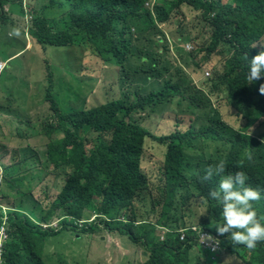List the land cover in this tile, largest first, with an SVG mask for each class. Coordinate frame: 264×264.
I'll list each match as a JSON object with an SVG mask.
<instances>
[{
	"label": "trees",
	"instance_id": "1",
	"mask_svg": "<svg viewBox=\"0 0 264 264\" xmlns=\"http://www.w3.org/2000/svg\"><path fill=\"white\" fill-rule=\"evenodd\" d=\"M15 2L0 0V24L9 17L5 5ZM54 3L58 8L53 15L44 9L40 13L31 11L34 19L30 33L35 47L90 48L105 66L111 62L119 65V80H143V87L123 96L110 95L102 106L88 107L84 102L82 107H69L61 102V95L70 97L71 93L57 94L54 72L46 60L47 78L42 87L49 111L38 126L19 117L26 129L21 125L14 135H7L16 149V158L0 172V198L12 200L15 205L7 213L9 238L0 264H70L62 256H49L48 246H60L63 233L97 231L139 246L147 256L144 264H200L203 254L217 264H264V242L249 250L234 245L227 235L222 236V255L213 256L199 249L192 253L198 247L199 235L191 230L198 226L216 233L215 226L223 223L222 206L209 196L210 191L218 189L223 176L243 171L248 177L246 186L260 189L264 197V95L259 93L264 78L252 82L247 78L250 60L264 50V43L255 47L264 39V0H50ZM184 9L197 14L202 24L203 30L195 37L184 30L191 22ZM176 17L187 22L184 25L175 21L179 33L176 41L183 44V49L185 43L194 41L196 45L186 65L198 70L196 55L203 54V61L208 62L213 56L227 53L221 68H215L209 78L211 91L224 97L214 104L188 94L187 68L173 67L176 64L171 62L170 52L178 50L179 45L171 41L162 26ZM225 45L227 52L221 49ZM59 54L61 63L67 66V54ZM149 73L164 78L161 87L150 92L145 85ZM74 94L80 95L77 91ZM2 96L7 102L15 101L12 94ZM177 98L187 103L181 114L195 111L190 112L193 118L188 126L179 118L173 124L174 131L161 135L143 126V117L156 113L154 110L165 101ZM216 104L219 108H237L236 115H227L233 118H229L231 123L224 120ZM4 108L8 115L14 114L13 105H0V115ZM206 110L205 123H194V117L204 115L199 111ZM36 138L45 143L47 170H43L36 152L30 150ZM148 140L162 150L159 158L147 149ZM209 147L214 153H208ZM187 149H194L209 165L225 159V173L203 180L207 168L200 166L201 160L194 165L186 155ZM249 151L252 161L246 156ZM22 153L23 159L17 157ZM148 163L159 165L158 173L152 172L160 177L156 186L144 166ZM66 168L68 172L56 174ZM47 174H54L56 190L53 196L48 194L52 198L49 208L33 196ZM254 207L264 216V198L254 202ZM59 210L65 213L53 227ZM86 212L96 217L79 228ZM3 217L0 205V226ZM158 228L168 231L163 242L159 241ZM184 230L187 238L182 242Z\"/></svg>",
	"mask_w": 264,
	"mask_h": 264
},
{
	"label": "rangeland",
	"instance_id": "2",
	"mask_svg": "<svg viewBox=\"0 0 264 264\" xmlns=\"http://www.w3.org/2000/svg\"><path fill=\"white\" fill-rule=\"evenodd\" d=\"M59 1L62 2V0ZM184 12L187 15L186 18L191 20L189 24L181 18L176 17L173 18L167 25L162 26L171 41H176V37L179 36L177 31L178 26L175 23L176 20H179L184 25L187 23L184 30H190V32L193 33V37H195L194 34H200L201 30H203L197 14L190 13L187 9H184ZM17 13L19 14L16 22L19 24V27L12 25L11 22L3 25L0 24V61L8 60L11 55L16 54L23 49L22 45L18 44V41H22L25 28L20 24L21 12L16 7L14 17H16ZM13 28L21 29L22 34L19 38L15 36H12L14 38L8 37L9 32ZM142 35L143 34H141L140 39H142ZM140 42L143 43V41ZM263 43L264 40L261 42V45ZM177 44L179 45L178 50H176L177 52L175 50L171 51L169 57L171 62L176 64L173 66L174 68L180 66L187 68L185 72L188 75V94L195 95L196 100H203V98H205V101L202 102H206L209 105L216 103L220 97L221 99L224 98L223 95H219L217 92L211 91L209 78H211L215 68H221L224 59L223 57H225L227 53L221 57L213 56L208 62H203V54H200L199 56L196 55V61L201 66L200 69L194 70L195 67H189V65H186L191 61V57L189 56L190 52L196 49L194 41L192 43H188L192 47L190 50L187 49L186 43L184 44V49L181 47L183 44L178 42ZM227 48L228 47L226 45L221 47V49L225 52H227ZM59 53L67 54V66H64L61 63L62 60L59 58ZM174 57H176L177 60L176 58L174 59ZM47 58L51 59L52 65L49 61L48 64L52 72H54L53 79L56 85L57 94L60 95L67 93V91L71 93L70 97L61 95V99L63 100L61 102H65V104L69 107H82L84 102L88 107L102 106L110 98V95L115 97L123 96L125 92H133L136 87H143V83H141L143 80L137 81L136 83L128 79L124 80V78L119 80L120 74H117V76L115 69L104 66L99 58L96 56L94 57L90 53V48L82 51L81 49L77 50L76 48L65 50L64 48L49 46L42 48L40 46H36L35 50H25V52L21 53L16 58L9 60L7 68L0 72V105L2 107L13 105L15 108V110H13V115H8L7 109L5 108V112L0 115V172L2 171L3 166L10 165L15 161L16 155L14 152L16 149L12 146L7 135H14L16 133V129L19 127L26 129L24 124L22 125L19 123V117H22L24 120L36 122L37 124H35V126H38L43 117H45L46 113L49 111V104L44 101L45 93L42 87V85L44 86L42 82L47 78ZM208 72L210 73L209 77ZM37 74L40 75V77H38ZM145 77H148V80L145 83L148 92H150V90H157L161 87L164 80V78L156 77L154 73L146 74ZM75 91L79 92L80 95L74 94ZM10 94L13 95L15 101L10 100L7 102L4 96H2ZM131 98L132 97H130V99ZM179 101L181 103H178ZM182 103L185 107L179 106ZM186 105V102L179 100L178 98L173 99L172 101H165L154 110L156 113L151 114L149 117H143L144 119L141 122L144 127L148 128L157 135H161L163 132L169 133L174 131L173 124L179 118H182V122L188 126L191 123L190 119L193 118V116L190 115V112L192 113L193 111V113H195V111L194 109H191L189 110L190 112L181 114L185 111V109H187ZM67 106L66 108H69ZM216 106L219 108V104H216ZM180 110L181 113L179 112ZM219 110L227 123H231L230 119H233L232 117H229V119L227 115L237 112V108L235 109L232 107H221ZM176 112L181 114V117H178V114L175 115ZM206 112L207 110L199 111L200 114L204 113V115L200 118L194 117V123L198 122L199 125L204 124L206 121L204 118ZM236 126L239 128L240 124H237ZM39 139L40 138H36L31 141L32 148L30 150L32 152H36L43 163V170H47L50 167L45 156V143L44 141H39ZM197 146L199 149L200 145L197 144ZM159 148L160 147L157 144L148 140L147 149L158 158L162 153V150ZM207 151L211 154L214 153V149L211 147H209ZM186 155L194 165L201 160V155L195 152L194 149H187ZM17 157H21V159H23L25 155L22 153V155H17ZM202 160L200 163L201 167L208 168L211 165ZM146 162L147 161L145 160V163ZM150 163L145 164L144 166L147 171H149V176H151L152 182L154 183L153 186H156L158 185V180L156 179H159L160 177L152 172H157L156 167L159 165H150ZM215 163L217 162L214 161L212 165ZM15 166L17 167V165ZM18 171L19 170H17V172ZM36 171L37 170L35 169L34 172ZM64 171L68 172V169H60L56 171V174L58 175ZM191 173L192 172L188 173L189 177L192 176ZM54 174H47L45 181L42 182L40 186L35 188L33 194L34 198L42 201L43 206L46 208L50 207L49 204L51 201L49 200L52 199L48 198V194L53 196L56 192L54 187ZM56 182H59V180H56ZM60 184L61 183L59 182V185ZM157 194L158 192L155 193V195ZM0 204L4 206L7 211L14 208L15 205L12 200L6 198H0ZM64 213V210L58 211V216L53 219L54 225L58 224L59 219L63 217ZM90 218H93V213L86 212L81 221L85 222ZM141 226L142 224L139 225V227ZM143 227H145V225H143ZM146 228L149 231L151 230L150 226ZM61 238H63V241H60L61 245L57 246L54 244L48 246L47 254L49 256H53L54 259L62 256L65 261L70 260V264H144L147 260L144 255V251L141 249L137 250V247H132L127 241H120V239H118L120 242V246H118L117 238L109 233H106V231H97L95 234H91V236L87 235L81 238H79L76 234L72 235L70 233H63ZM65 246H68V248L64 249L63 247ZM127 248H130V250ZM203 263L217 264V261L214 262L211 260L209 263L208 260H203Z\"/></svg>",
	"mask_w": 264,
	"mask_h": 264
},
{
	"label": "clouds",
	"instance_id": "3",
	"mask_svg": "<svg viewBox=\"0 0 264 264\" xmlns=\"http://www.w3.org/2000/svg\"><path fill=\"white\" fill-rule=\"evenodd\" d=\"M57 2L60 1L57 0ZM155 3H156L155 1L152 2V4ZM152 4L147 3V6L150 7ZM16 7L21 12L20 24L25 28L24 37L22 41H18V44L22 45L23 49L20 52L11 55V57L8 60L0 61V72H2L7 68L9 60L16 58L21 53L25 52V50L35 49V44H34L35 42L30 33V30L33 28V19H34L31 11H38L40 13L42 12L41 10L44 9L46 11L51 12V15H53V13H55L56 11L55 9L58 8V6L55 5V3L50 4V0H16L15 4L13 5L11 4L5 5V11L8 13L9 17L7 19V22L4 24L11 22L12 25L19 27V24L16 22V20H18L19 13H17L16 17H14ZM21 34L22 33L20 28H13L9 32L8 37L14 38L12 36H15L19 38ZM263 40H261L260 43L259 42L256 43L255 47L258 46L260 47L261 42ZM187 49L189 50L192 49L190 44H187ZM48 61L51 64V59L47 58V62ZM106 67L115 69L116 75L120 74L119 65H117L116 63L111 62V65L108 66L106 65ZM209 76L210 73L208 72V77ZM247 78L250 82L264 78V50L260 51L250 60V67ZM259 93L261 95H264V84L260 85ZM246 156L248 161H252L253 156L250 151L246 152ZM240 163L241 165H243L244 161L242 160ZM225 171H226V160L220 159L217 163L210 165L207 169H205L206 175L203 177V180L210 179L214 174L220 176L223 173H225ZM247 179L248 177L243 171H237L235 174H229L223 176L222 179L220 180L218 189L210 191L209 196L212 199L217 200L222 206L221 216L223 218V223L217 224L215 226V229L217 231L216 233L213 232L210 233L208 231H205L204 229H201L198 226L191 227V230L199 235L198 247H196L192 251V253L197 252L199 249L200 251L203 252L205 251L206 254H210L213 256L222 255L223 250H222L221 241H222V236L225 235H227V238L230 239L234 245L236 244L243 245L249 250H254L259 242H264V216L259 215L258 211L254 207V202H258L264 197H262V192L260 189L246 186ZM10 210L7 211L6 208L3 206L4 217L2 218L3 223L0 226V260L2 258L4 244L5 242H7L9 238L6 219H7V213ZM95 217L96 215L93 214V218L87 219V221L85 222H93ZM123 220L125 221V219ZM85 222L80 221L79 222L80 225L78 224L79 228H81V226ZM140 224L143 225V223H137L136 225L139 226ZM57 225H54V223L52 224L53 227H56ZM185 231L186 230L181 231L182 235L180 237V240L182 242H184L187 238ZM167 233H168L167 229L158 228L160 242L166 240ZM76 235H78L79 238L87 235L91 236L90 233H86V234L78 233ZM118 246H120L119 240H118ZM127 249L130 250V248ZM140 249L141 248L137 247V250ZM145 258L147 259V256H145ZM235 259L236 257H234L233 260ZM203 260H208L207 256L204 254L201 255L200 264H204Z\"/></svg>",
	"mask_w": 264,
	"mask_h": 264
}]
</instances>
